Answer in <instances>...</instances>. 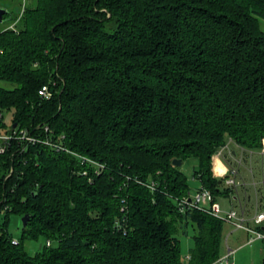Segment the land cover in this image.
<instances>
[{
	"label": "trees",
	"instance_id": "obj_1",
	"mask_svg": "<svg viewBox=\"0 0 264 264\" xmlns=\"http://www.w3.org/2000/svg\"><path fill=\"white\" fill-rule=\"evenodd\" d=\"M261 19L264 0H31L1 28L2 132L61 146L13 138L0 153V264L219 258L225 222L180 211L191 187L173 161L198 159L194 177L219 200L232 189L214 173L217 150L229 138L264 150ZM12 213L29 215L18 242ZM40 238L52 244L31 254Z\"/></svg>",
	"mask_w": 264,
	"mask_h": 264
},
{
	"label": "rangeland",
	"instance_id": "obj_2",
	"mask_svg": "<svg viewBox=\"0 0 264 264\" xmlns=\"http://www.w3.org/2000/svg\"><path fill=\"white\" fill-rule=\"evenodd\" d=\"M31 0H0V7H4L10 14H5L4 19L0 21V29L4 27H17L18 20L22 17V14ZM18 16V19L16 17ZM13 17V18H12ZM15 20V21H14ZM261 27L264 30V19H261ZM0 85L5 86V81L0 79ZM3 113V121L10 123L11 111H1ZM233 146L234 142H231ZM198 166V159L191 157L185 161L182 165V170L186 173L189 178L191 192L195 191L200 187L201 183L194 177L195 168ZM241 177L238 180L245 183V186L241 185L238 187L239 196L241 199L247 198V204L250 208V212L253 213L257 199L262 198L264 205V150H256L251 158L243 161V164L239 166ZM243 180V181H242ZM262 187L261 194H257L256 186ZM219 202L221 203L224 210H227L233 206L236 202H231L229 197H220ZM4 221V215L0 216V226ZM264 226V225H263ZM23 217L20 214L12 213L9 218L8 231L14 240H19L23 233ZM187 233H180L181 242V253L184 259L190 255L191 249L194 247V229L190 224L187 229ZM250 234L243 229H235V227L229 222H225L223 241L221 246V256H225L228 252V248L235 250V254L232 257L234 264H262L264 257V245L261 240H255L249 243ZM46 244L44 238L39 240H32L27 243L28 250L31 254L40 251ZM53 245H57L54 242Z\"/></svg>",
	"mask_w": 264,
	"mask_h": 264
},
{
	"label": "built area",
	"instance_id": "obj_3",
	"mask_svg": "<svg viewBox=\"0 0 264 264\" xmlns=\"http://www.w3.org/2000/svg\"><path fill=\"white\" fill-rule=\"evenodd\" d=\"M11 28H15L12 26ZM39 95L44 99H50L53 96V91L49 85H43L39 90ZM3 113L0 111V122L3 121ZM50 131L48 127L45 128ZM19 139L28 143H35L37 141L45 144H50L53 147L60 149L61 145L54 143L50 139H39L29 134L26 130H14L12 133L2 132L0 127V153H5L9 147L11 139ZM231 142H234L231 146ZM256 150L246 148L242 145L237 144L233 139L229 138L227 143L221 146L215 156V164L217 161L220 162L221 167L217 171L214 167V173L218 176L226 175L225 185L232 189V193L229 196L233 206L227 210H224L218 199L215 198L214 194L204 186L200 187L195 193L189 192L180 199L177 200L178 207L181 212H185L190 209H199L208 214L213 215L216 218L229 222L235 229H243L250 234L249 243L255 240H261L264 245V205L262 198L257 199L253 209V213L250 212V208L247 204V198L241 199L238 192V187L241 185L245 186V183L238 180L241 177L239 166L243 164V161L251 158ZM87 160L86 158L84 159ZM243 181V180H242ZM264 184V181L262 182ZM256 186V183H254ZM152 189L155 188V184L149 185ZM257 194H261L262 187L256 186ZM5 210V209H4ZM18 242V240H14ZM51 240H46V245L50 246ZM235 254V250L228 248V252L225 256H220L211 264H234L232 257ZM190 258V255L187 259Z\"/></svg>",
	"mask_w": 264,
	"mask_h": 264
},
{
	"label": "water",
	"instance_id": "obj_4",
	"mask_svg": "<svg viewBox=\"0 0 264 264\" xmlns=\"http://www.w3.org/2000/svg\"><path fill=\"white\" fill-rule=\"evenodd\" d=\"M8 13V10L4 7H0V21H2L4 19V15ZM174 165L176 166H182L183 165V161L181 159H174L173 161ZM29 220V215H25L23 217V226L25 227L27 225V222Z\"/></svg>",
	"mask_w": 264,
	"mask_h": 264
},
{
	"label": "bare ground",
	"instance_id": "obj_5",
	"mask_svg": "<svg viewBox=\"0 0 264 264\" xmlns=\"http://www.w3.org/2000/svg\"><path fill=\"white\" fill-rule=\"evenodd\" d=\"M220 167H221V164L219 161H217L216 166H215L216 170L218 171L220 169Z\"/></svg>",
	"mask_w": 264,
	"mask_h": 264
},
{
	"label": "crops",
	"instance_id": "obj_6",
	"mask_svg": "<svg viewBox=\"0 0 264 264\" xmlns=\"http://www.w3.org/2000/svg\"><path fill=\"white\" fill-rule=\"evenodd\" d=\"M216 166V164L214 163V167Z\"/></svg>",
	"mask_w": 264,
	"mask_h": 264
}]
</instances>
